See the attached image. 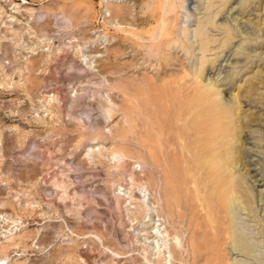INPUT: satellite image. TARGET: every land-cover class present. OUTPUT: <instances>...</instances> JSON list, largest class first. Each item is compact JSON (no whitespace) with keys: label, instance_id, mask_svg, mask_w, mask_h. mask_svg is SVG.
Wrapping results in <instances>:
<instances>
[{"label":"rangeland","instance_id":"rangeland-1","mask_svg":"<svg viewBox=\"0 0 264 264\" xmlns=\"http://www.w3.org/2000/svg\"><path fill=\"white\" fill-rule=\"evenodd\" d=\"M163 1L0 0V264H264V204L237 152L213 254L208 219L177 205L152 155L154 114L186 112L193 140L208 120L193 90L229 86L224 146L250 133L264 173V0Z\"/></svg>","mask_w":264,"mask_h":264},{"label":"bare ground","instance_id":"bare-ground-1","mask_svg":"<svg viewBox=\"0 0 264 264\" xmlns=\"http://www.w3.org/2000/svg\"><path fill=\"white\" fill-rule=\"evenodd\" d=\"M163 2L166 1L164 0ZM227 89H229V86L225 88H213L212 85L209 86L204 84L200 85V88H198L196 91L193 90V96L202 100L203 104L207 103L206 105H208V107L205 109L206 114L204 113L208 117V120L206 119L200 120V122L197 123L195 122L196 127L194 130L196 131V134L202 135L198 136V138L195 137V139H190L189 141L188 138L192 136L186 133L187 129L185 124L182 125L178 123L183 119L185 121L188 117H186L187 114L185 111H183L185 112L183 114L180 110H172L168 112V108L166 107L167 109L160 113L162 115L161 119L158 120V114L156 113L154 114V121L152 120L153 133L160 137L158 142L160 143L161 147V149L154 148L152 155L157 165H159L157 157L160 156V162L162 163L164 174V169L166 168L173 169L176 172L175 174L173 173L172 178L176 182V190L178 194L177 205L180 206L179 204L181 203V206L184 209L187 208L189 211H191V213H198L199 211L203 216H205L204 218L206 220H210L209 217L211 215L221 217L227 214L229 210V198L233 194V188L235 185L238 186L234 182L235 173L240 174L237 169L235 170L237 161H240V164L243 165V168L245 166L251 167L249 169L247 167L246 169V173L251 174L250 178L247 179L245 173L242 175V178L247 179V181L251 183V189L255 192V194L258 195L259 201L264 204V173L262 165H260L259 161L262 159V156H259V152L253 148L254 146L258 147V143L256 145V142L254 141H247V139L251 138V136H249L250 133L243 134L244 130H239L240 132L238 135H236V137L240 136V143L243 145L247 143L251 144L252 146H243V148L240 146L238 151H233L231 147L226 148L224 146V140L227 136V122H224L225 124H223V119L227 118L230 108L228 105L229 101H225L223 97L220 96V94L222 95ZM235 101L236 100H234V102ZM154 147H156V145H154ZM193 149H195V151ZM190 150H193L192 154H190ZM233 152H237L239 157L237 161L235 160L236 158ZM241 154H248L250 159L248 161H242L240 158ZM188 164H198L197 168L195 167L196 171H192L190 167H188ZM232 170L234 171L231 172ZM164 178L166 182L165 175ZM251 178H253V180H250ZM202 179L206 180V182L203 184V188H206L202 189L200 192L197 186L200 181H202ZM208 220L206 222L211 230L213 245L211 246L210 244L207 250L208 253L213 254L218 250L221 242L222 245H224L223 243H225V240L223 239H226L228 235H231V232L227 226H225L226 228H223L221 227L222 224L217 223L214 220H210L212 222ZM219 250L221 249L219 248ZM4 259L5 258L0 259V262H2Z\"/></svg>","mask_w":264,"mask_h":264}]
</instances>
